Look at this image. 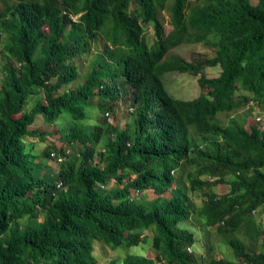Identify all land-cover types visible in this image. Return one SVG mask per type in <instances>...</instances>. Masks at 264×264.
Listing matches in <instances>:
<instances>
[{
  "label": "trees",
  "instance_id": "1",
  "mask_svg": "<svg viewBox=\"0 0 264 264\" xmlns=\"http://www.w3.org/2000/svg\"><path fill=\"white\" fill-rule=\"evenodd\" d=\"M168 1L16 0L0 10V264H98L96 239L111 249L152 239L155 257L129 252L105 264H198L195 235L179 226L193 214L231 235L236 259L208 264H264L253 217L264 204V127L238 113L254 100L264 114V0H173L166 34ZM194 42L215 55L166 59ZM94 52L81 71L78 60ZM173 72L199 76L204 92L176 98L165 82ZM120 101L133 116L124 127L110 123ZM39 117L67 141L45 150L56 174L42 173L44 155L26 142L55 133L32 128ZM179 175L204 194L195 211ZM219 184L229 191L216 193ZM243 228L259 250L239 237Z\"/></svg>",
  "mask_w": 264,
  "mask_h": 264
},
{
  "label": "rangeland",
  "instance_id": "2",
  "mask_svg": "<svg viewBox=\"0 0 264 264\" xmlns=\"http://www.w3.org/2000/svg\"><path fill=\"white\" fill-rule=\"evenodd\" d=\"M15 1L16 0H0V10L7 5H11ZM201 1L202 0H191L190 4ZM172 2L173 0H169L165 5V8L160 11V18L164 23L166 34L170 33L173 29L170 15V5L172 4ZM134 6L135 5H132V8ZM78 17L79 15L75 17V20H77ZM155 40V29L152 25H147L145 41L149 46H152ZM97 45L99 47L102 46L101 43H98ZM196 54L211 57L215 55V48L206 45L204 42L182 43L176 47L171 48L166 55V59H171L174 55H180L186 60L191 61ZM95 58L96 52L88 55L86 58L79 59V69L81 71H84L85 68L89 66ZM3 65H5V57L0 52V83L5 75ZM220 72L221 68L219 66L207 67L205 69V74L208 77H217ZM198 78L199 76L190 73L173 72L166 75L165 82L172 95L179 99L189 100L197 98L204 92L199 86ZM129 108L130 105L128 104V102L120 101L119 105L111 111L110 123L118 125L119 127H124L126 123L133 117L132 112ZM238 113L247 115L248 128L253 123H258L262 127H264V114L256 101L252 100V102H250L246 106H243V108H241ZM231 116L232 114L223 113L219 115L218 119L221 123L226 124L229 120V117ZM32 128H40L43 130H48L50 132H55L53 135H48L45 140H41L40 138L28 137L26 139V142L29 143L30 147H32L38 155H44V162L46 165L44 166L42 173L44 175L50 173L56 174L58 172V167H56L55 162L51 157L45 155V150L51 146L65 147L67 145V141H62L60 139V133L58 131L56 132V126H50L46 124L41 117L36 120ZM76 150V147L69 149V153L72 155ZM179 177L181 179L182 187L187 191L189 195L190 205L195 211L202 206L205 200L204 194L202 192H192L188 188V182L185 180L186 177L183 175H179ZM113 186H116L115 180H112V182L110 183V187ZM213 190L221 195L229 191V185L219 184L217 186H214ZM153 197H155V194L151 191L146 194L147 199H151ZM253 217L255 221V227L257 226L260 229H264V204L258 207V209L254 212ZM179 226L181 228L189 229L195 235V243L192 246V250L194 251L195 256L198 259V264H208L211 257L228 258L230 260L236 259L232 248L226 243V238L231 235L219 233L216 227H205L203 221L197 219L194 214L189 220L179 223ZM237 234L241 239L245 240L248 247L255 248L256 250L260 249L258 244L251 246V243L255 240V237L253 234L249 235L247 233V228L241 229L239 232H237ZM147 235L148 237H151L152 233L149 232V234ZM101 243L102 242L97 239L93 241V244L95 245L94 253L98 258V264H105L106 262L114 258L121 261L129 252L132 254H143L149 257H155V253L153 252V248L151 245L152 239H150L148 242L141 243L136 246L127 247V245H122L117 249H111L109 246H104L102 245L103 243ZM160 264H163V262H160Z\"/></svg>",
  "mask_w": 264,
  "mask_h": 264
},
{
  "label": "clouds",
  "instance_id": "3",
  "mask_svg": "<svg viewBox=\"0 0 264 264\" xmlns=\"http://www.w3.org/2000/svg\"><path fill=\"white\" fill-rule=\"evenodd\" d=\"M70 17H71V18H73V19H75V17H76V16H74V15L70 14Z\"/></svg>",
  "mask_w": 264,
  "mask_h": 264
}]
</instances>
